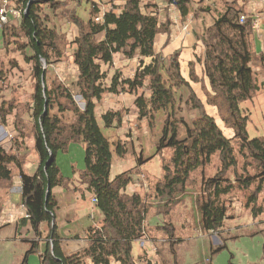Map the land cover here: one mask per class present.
<instances>
[{"label":"trees","instance_id":"obj_1","mask_svg":"<svg viewBox=\"0 0 264 264\" xmlns=\"http://www.w3.org/2000/svg\"><path fill=\"white\" fill-rule=\"evenodd\" d=\"M168 1L175 4L183 20L190 13L214 15L212 24L197 35L204 47L203 56L197 61L203 64L210 86L206 103L218 108L225 124L234 129L233 138L225 136L215 117L207 113L205 103L190 81L183 76L179 51L168 58L155 50L157 36L170 35L172 21H164L156 11H151L154 4L126 0L123 5L115 4L102 11L93 3L87 22L70 10H64L79 29L71 42L77 77L69 85L58 79L49 82L47 78L49 67L62 61L63 34L49 25L51 18L44 10L47 7L57 11L62 6L64 9L65 4L58 0H16L26 12L20 24L3 25L0 82L5 79L1 53L14 45L24 55L25 62L32 65L35 86L28 112L34 123L40 157L36 172L26 173L19 158L0 143V186L6 187L12 182L13 166L17 167L28 215L20 225L29 223L36 236L28 240L30 248L21 264H28L29 257L38 253L42 241L45 250L39 255L40 264H139L133 244L147 237L150 209L146 197L150 193L143 196L128 192L133 181L130 171L111 175L114 155L124 158L127 148L119 143L114 149L104 130L123 125L129 109H110L97 116L98 103L106 95H132L137 120L146 121L150 129L156 128L159 116H163L155 154L170 149L172 155L162 164V179L151 187L156 199L165 202L158 214L169 213L170 207L186 192L191 174L210 165L217 155L220 168L213 177L203 176L201 196L197 200L204 231L223 229L229 217L225 198L236 190L249 192L245 208L255 219L264 213L263 205L259 204L264 193V135L250 137V115L242 108V103L252 99L264 86L253 67L250 41L253 19L240 23L244 9L235 1L226 2L220 11L215 2L209 0H201L197 5L193 0ZM118 54L139 60L132 78L124 77L119 69L111 74ZM261 61L264 71V57ZM194 65L190 63V78L197 82ZM76 93L84 100L83 109L74 100ZM15 109L12 103L3 101L0 120L6 123ZM67 113L73 120L65 124L62 116ZM187 115L193 116L189 120ZM72 142L84 145L85 168L79 171V177L96 197L95 206L104 219L100 227L87 230V248L67 257L55 221L58 201L53 190L65 186L69 180L57 156L67 151ZM136 160L135 168L144 164L141 156ZM44 224L46 235L41 229Z\"/></svg>","mask_w":264,"mask_h":264},{"label":"rangeland","instance_id":"obj_2","mask_svg":"<svg viewBox=\"0 0 264 264\" xmlns=\"http://www.w3.org/2000/svg\"><path fill=\"white\" fill-rule=\"evenodd\" d=\"M64 4V6L69 5V9L56 12L46 7L44 10L46 14L50 15L51 22L49 25L57 28L58 32L63 34V40L61 41L63 49L62 61L55 62L53 66L49 67L47 78L49 82L58 79L60 82L63 81L66 84L72 85V82L77 77V68L72 59L73 47H71V42L78 33H74V28L71 30L73 19L67 17L64 10H70L71 14H76V9H73L72 2H65ZM80 14H82V10ZM84 18L81 19L87 22L88 17ZM63 28L66 32H62ZM69 30L71 31L69 32ZM161 38V35H158L156 38L155 50L157 53L163 47V45H160ZM171 49L168 46L163 51L164 54H162L169 58L172 54ZM184 56L185 54H183V59L185 58ZM1 60L3 61L1 67L4 71L5 79L0 82V105L3 101H6L16 106V109L12 115L7 117L6 123L0 120V124L5 125L8 131L12 133L7 140H35L34 123L28 112V106L31 105L35 86L32 65L25 62L24 55L14 45L1 53ZM257 64L258 62L255 61L253 64L254 68L259 67ZM115 65L124 66L128 71L130 67L133 69L137 65V60L128 62L123 55L118 54L115 56L114 67ZM257 75L260 83H262L264 79L262 69H258ZM201 90L203 98L206 101L207 90L203 85ZM78 95L77 93L74 95V100L83 109L84 100L82 96L78 97ZM111 97L114 96L111 95ZM107 104H109V101H104L100 107L104 106L106 108ZM112 105H115V103L112 102ZM207 108L205 105L207 113L209 112V114L215 117L225 136L233 138L235 131L225 124L219 115L218 108L211 105H207ZM242 108L250 115L248 123L250 137L263 136L264 86L260 88L259 92L255 93L252 99L243 102ZM56 112L54 110V113ZM99 112L100 110H98V116H100ZM134 112L130 115L132 119L136 118ZM192 116L189 117L187 115V118L190 120ZM62 117L65 124L73 120L72 115L68 113ZM162 120L163 116L160 115L158 124L154 129H150L146 121H134L120 135L117 133L111 134L112 136L108 135L110 140H136L135 144L137 145V151H134L130 145L131 149L129 153L121 161L117 158V155L114 156L115 163H113L111 169L112 177L121 172L130 171L133 181L129 185L128 192L131 194L140 193L143 196H147L150 193L149 197H146V202L150 209L146 223L147 237L143 239L145 241L144 245L140 244L141 240L133 244V253L138 263L264 264V213L255 219L251 215L250 210L245 208L246 196L249 192L236 190L225 198L229 208V217L226 219L222 230L208 233L202 228L201 212L197 200L201 196L203 176L207 178L213 177L220 168L221 162L218 155L213 158L210 165L191 174L186 192L181 196L179 202L170 207L169 213L166 214L161 211L163 214H158L160 210H163L162 206L165 205V202H160L156 199L155 191L151 187H154L162 179V164L168 162L172 155V151L167 149L163 153L159 155L155 154L152 157L161 134ZM117 143H113L114 149ZM234 143L236 146L238 145L236 142ZM79 145L83 146V151ZM74 148L70 154L63 151L59 152L57 162L59 166L63 167V170L68 171L69 169L72 171L71 162L73 159L81 163V167H76V169L83 170L85 168L84 145L78 143V146L76 145ZM128 150L127 148V152ZM139 156L142 157L144 164L135 168L137 164L136 159ZM36 161V157L33 156L26 163L25 169L31 172L33 162ZM117 161L120 162L117 163ZM241 165L242 162H240L239 166ZM138 178H141L143 181ZM263 198L264 193L259 199V204L264 207ZM161 225L163 227H159ZM8 226L5 225L0 231V264H21L26 251L29 249V244L22 239L14 238V227L9 228ZM222 246L223 248L218 250ZM138 254H141L140 257ZM30 257L28 264H30ZM34 259H39V256H35ZM31 264H34V261ZM113 264L118 263L113 262Z\"/></svg>","mask_w":264,"mask_h":264},{"label":"crops","instance_id":"obj_3","mask_svg":"<svg viewBox=\"0 0 264 264\" xmlns=\"http://www.w3.org/2000/svg\"><path fill=\"white\" fill-rule=\"evenodd\" d=\"M62 3L72 2L73 9L76 10V15L79 18L88 17L90 18V12L92 9V4H98L102 11H107L113 5H123L126 0H58ZM146 2H150L154 4L150 8L151 11H156L160 18L164 21L170 19L172 21L171 32L170 35L167 34H159L161 35L160 45L163 47L161 51L158 53H163L165 48L168 46L171 49L172 53L175 51H179L180 53V62L182 68L183 76L190 81L191 87L198 95V97L205 103L207 108V103L203 98L201 87H205L206 90H210L208 79L204 74V66L202 63L197 61L198 58H201L204 53V47L201 40L198 39L197 35L202 34L204 27L212 24L214 15L212 13H202L198 16L194 15V13H190L187 16V19L183 20L178 8L169 3L168 0H144ZM167 1V2H166ZM195 2L194 5H197L201 0H193ZM210 2H215L216 7L220 11L223 4L226 2L235 1L238 5L242 6L244 9L245 15L247 18L253 19V28L250 35V41L252 46V51L254 53V62L257 61L258 64L254 70L258 72V69H262L263 71V63L261 58L264 57V0H209ZM163 3V4H162ZM10 4L12 6L19 5L16 0H10ZM66 9H69L68 6H64ZM71 7V6H70ZM64 8V9H65ZM82 10V14L80 11ZM51 11H53L51 9ZM63 11V6L58 9L56 12ZM87 19V20H88ZM85 21V20H84ZM51 22V21H50ZM258 23L259 28H256L255 24ZM187 26L185 30L184 27ZM74 28V33H78L79 29L76 24L71 23V30ZM57 29V28H56ZM69 30V32L71 31ZM62 32H66L63 28ZM76 35V34H75ZM77 36V35H76ZM75 36V37H76ZM3 44V24L0 22V47ZM164 54V53H163ZM171 54V53H170ZM183 54H185V58L183 59ZM127 59V58H126ZM137 60V65L132 69L127 71L124 66H116L113 67L112 74L114 70L119 69L123 72L124 77L132 78L135 74V71L138 67L139 60L137 58L127 59L129 61ZM148 61V60H147ZM194 62V70L195 75L198 77L199 81L194 82L190 78V63ZM253 62V64H254ZM129 66V65H128ZM126 67V66H125ZM254 67V66H253ZM262 75V76H263ZM264 82V79H263ZM106 95V97L98 103L97 106V116L98 110H100V116L107 110H126L129 109V113L125 114L123 119V126L114 127L110 129H105L104 132L108 136L111 134L120 135L123 130L128 129L129 124H133L132 122L137 120V112L133 105L134 97L129 94H120V95ZM104 101H109L107 107H100ZM112 102L115 105H112ZM84 105V102H83ZM98 107H100L98 109ZM106 109V110H105ZM104 110V111H103ZM134 112V116L136 118H131V113ZM208 111V108H207ZM209 113V112H208ZM211 115V114H210ZM213 116V115H212ZM1 126V124H0ZM117 128V129H116ZM120 129V130H119ZM108 136V137H109ZM112 136V135H111ZM35 139V137H34ZM112 143L121 142L123 145H127L129 149L133 148L134 151H137L136 140H110ZM0 143L1 145L16 155L19 160L22 162L23 171L29 174H33L38 169L40 163V157L36 150V140H1L0 134ZM118 144V143H117ZM78 146V143L72 142L69 144L68 150L66 153H71L74 150L75 146ZM130 145L132 146L130 148ZM8 147V148H7ZM80 149L83 151V146H80ZM85 152V151H84ZM155 152V150H154ZM142 154V153H141ZM155 155L153 153L152 157ZM35 156L37 161L33 162L32 171L29 172L25 169L26 163ZM115 156V155H114ZM121 161V157H117ZM120 161H117L119 163ZM113 163H115V158L113 159ZM72 171L68 169V171L63 170V167L60 166L63 174L66 178H69L65 186L54 188L53 192L58 201V205L55 209V221L58 226V233L63 239L62 249L64 254L69 257L75 255L88 246L87 242V230L90 227H100L103 223V214L101 211L95 206L93 203V195L90 191H88L87 186L81 181L79 177V169L76 167H81L80 161H73ZM83 168V167H82ZM27 217V211L23 204L22 200V183L19 169L13 166V179L12 182L6 187L0 186V231L4 228L5 225H9V228L14 227V238H19L28 242V240L35 239V233L33 232L31 225L27 223L25 226H21L20 222L23 218ZM41 229L44 231V235L47 234V226L42 225ZM30 248V244H29ZM45 250V243L42 241L39 246L38 253L32 254L30 257V264L34 261V264H40V259H34L35 256H39ZM147 251V250H146ZM27 252V251H26ZM135 255V254H134ZM139 257L141 254H138Z\"/></svg>","mask_w":264,"mask_h":264},{"label":"built area","instance_id":"obj_4","mask_svg":"<svg viewBox=\"0 0 264 264\" xmlns=\"http://www.w3.org/2000/svg\"><path fill=\"white\" fill-rule=\"evenodd\" d=\"M173 6H175L174 3H171ZM26 12V9L23 6H12L10 4V0H0V22L4 24H11L14 23L18 25L20 24L23 14ZM247 20V15L241 14L239 22L245 23ZM256 28H259L258 23L255 24ZM184 29H187V26L184 27ZM0 134H1V140H7L12 135L11 132L8 131L7 127L5 125L0 126ZM93 203H97V199L94 196L92 198ZM28 217V215H27ZM144 240H141V245H144Z\"/></svg>","mask_w":264,"mask_h":264},{"label":"water","instance_id":"obj_5","mask_svg":"<svg viewBox=\"0 0 264 264\" xmlns=\"http://www.w3.org/2000/svg\"><path fill=\"white\" fill-rule=\"evenodd\" d=\"M81 95H78V97H80Z\"/></svg>","mask_w":264,"mask_h":264}]
</instances>
